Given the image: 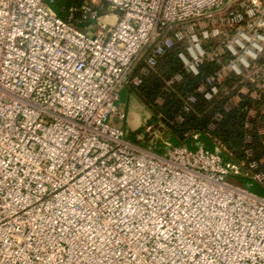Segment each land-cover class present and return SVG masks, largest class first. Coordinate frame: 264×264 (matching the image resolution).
<instances>
[{
	"label": "built area",
	"instance_id": "obj_1",
	"mask_svg": "<svg viewBox=\"0 0 264 264\" xmlns=\"http://www.w3.org/2000/svg\"><path fill=\"white\" fill-rule=\"evenodd\" d=\"M51 2L0 0V264H264V197L227 180L238 164L156 152L113 121L121 88L172 49L183 73L213 65L193 89L204 99L259 96L264 0H82L65 18ZM261 162L248 167L264 184Z\"/></svg>",
	"mask_w": 264,
	"mask_h": 264
},
{
	"label": "trees",
	"instance_id": "obj_2",
	"mask_svg": "<svg viewBox=\"0 0 264 264\" xmlns=\"http://www.w3.org/2000/svg\"><path fill=\"white\" fill-rule=\"evenodd\" d=\"M47 1V0H46ZM82 0H52L50 7L59 17L65 18L71 6H78ZM213 69V65L205 63L200 67L196 76L183 73L180 63L175 57V49L168 51L158 58L156 69L143 78L137 85H125L121 88L117 104L126 103L129 96L136 97L143 108L150 112L145 125L157 129L158 135L152 136L146 126L142 125L134 130H127L122 123L116 120L126 131V138L142 147L151 148L156 152H163L166 144L185 145L189 149L202 146L207 150H217L223 162L236 163L239 172L229 174L235 184L264 197V184L251 178L252 170L248 167L251 160L259 163L258 169H264L263 134L256 131L257 125L264 126V91L256 98L239 93V100L225 110L223 105L235 94V91L224 93L220 91L213 99L206 100L201 95L193 93L195 86ZM176 72H182V79L173 85L172 90H164V79ZM236 77H226L222 87H230L236 82ZM194 94L195 101L189 103V110L183 111V105L188 95ZM161 98V101H158ZM253 108L256 113L253 118L247 114ZM220 118L216 119L215 114ZM181 116V120L177 116ZM116 117L113 118L115 122ZM250 119L253 128L246 131L244 121ZM115 122V123H116ZM250 134V141L244 136ZM139 135L141 137H139ZM251 149V155L245 153Z\"/></svg>",
	"mask_w": 264,
	"mask_h": 264
},
{
	"label": "rangeland",
	"instance_id": "obj_3",
	"mask_svg": "<svg viewBox=\"0 0 264 264\" xmlns=\"http://www.w3.org/2000/svg\"><path fill=\"white\" fill-rule=\"evenodd\" d=\"M94 3L96 2L94 1ZM105 8L106 7L102 9V11L104 10L103 11L104 14L108 13L106 10L107 8L106 9ZM103 21L112 22L113 21L112 15L111 14L107 15V17H105ZM118 108L120 111H122L125 114L122 123L125 125L127 130H134L142 125H145L147 118L150 117V112L145 108H143L139 100L134 96H129L126 103H119ZM145 126H146V130L150 131V134L152 136H157L159 134L157 129L152 130L153 127L151 128V125L150 126L145 125ZM139 137L141 136L139 135ZM227 180L232 183H235L234 180L230 179L229 177H227Z\"/></svg>",
	"mask_w": 264,
	"mask_h": 264
}]
</instances>
